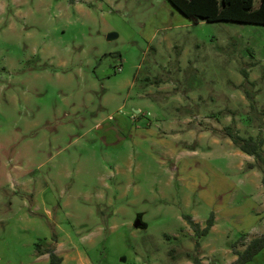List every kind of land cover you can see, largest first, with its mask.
I'll return each instance as SVG.
<instances>
[{
    "label": "rangeland",
    "instance_id": "obj_1",
    "mask_svg": "<svg viewBox=\"0 0 264 264\" xmlns=\"http://www.w3.org/2000/svg\"><path fill=\"white\" fill-rule=\"evenodd\" d=\"M226 125L264 157V24L0 0V264H47L36 243L61 264H228L264 231V161ZM210 213L195 235L185 215Z\"/></svg>",
    "mask_w": 264,
    "mask_h": 264
},
{
    "label": "trees",
    "instance_id": "obj_2",
    "mask_svg": "<svg viewBox=\"0 0 264 264\" xmlns=\"http://www.w3.org/2000/svg\"><path fill=\"white\" fill-rule=\"evenodd\" d=\"M168 2L183 16L192 21L202 18L206 21L230 20L264 24V0H259L258 4L254 7L252 6V0H168ZM241 72L245 77V70L241 69ZM224 131L231 142L241 151L252 155L258 163L264 161L260 149L262 143L261 136H257L256 138L249 135L246 137L240 136L234 133L229 125L224 126ZM254 165V162H248L249 167ZM261 183L264 187V174L261 177ZM185 218L197 236L206 233L213 223L212 213L208 215L202 227L199 226L197 221L192 220L189 215H185ZM241 244L242 247L240 249L232 250L235 256L228 264H244L251 260L255 253L264 247V231L251 236L247 241L241 242ZM198 246V240L194 239L195 252H197ZM35 247L39 252H48L49 258L47 264H61L62 256L55 251L53 246L42 247L39 243H36ZM191 264H201V258L197 253L192 255Z\"/></svg>",
    "mask_w": 264,
    "mask_h": 264
},
{
    "label": "crops",
    "instance_id": "obj_3",
    "mask_svg": "<svg viewBox=\"0 0 264 264\" xmlns=\"http://www.w3.org/2000/svg\"><path fill=\"white\" fill-rule=\"evenodd\" d=\"M260 251H261V252H260ZM258 253H262V255H264V247L261 248L257 253H255V255H258ZM255 255L252 257V259L255 257ZM260 255H261V254H260ZM233 258H234V255H233L229 260H231V259H233ZM252 259L249 260V261H252ZM256 259H257V258H256ZM249 261L245 262L244 264L248 263ZM201 264H203V263H202V260H201Z\"/></svg>",
    "mask_w": 264,
    "mask_h": 264
},
{
    "label": "water",
    "instance_id": "obj_4",
    "mask_svg": "<svg viewBox=\"0 0 264 264\" xmlns=\"http://www.w3.org/2000/svg\"><path fill=\"white\" fill-rule=\"evenodd\" d=\"M110 35H112V33H107V36H110ZM134 225H138V220H136L135 222H134Z\"/></svg>",
    "mask_w": 264,
    "mask_h": 264
}]
</instances>
